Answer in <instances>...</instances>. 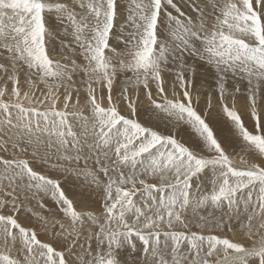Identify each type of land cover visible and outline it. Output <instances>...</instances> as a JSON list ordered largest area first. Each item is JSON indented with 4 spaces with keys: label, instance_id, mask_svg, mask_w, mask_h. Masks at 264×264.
<instances>
[{
    "label": "snow or ice",
    "instance_id": "1",
    "mask_svg": "<svg viewBox=\"0 0 264 264\" xmlns=\"http://www.w3.org/2000/svg\"><path fill=\"white\" fill-rule=\"evenodd\" d=\"M0 264H264V0H0Z\"/></svg>",
    "mask_w": 264,
    "mask_h": 264
},
{
    "label": "rangeland",
    "instance_id": "2",
    "mask_svg": "<svg viewBox=\"0 0 264 264\" xmlns=\"http://www.w3.org/2000/svg\"><path fill=\"white\" fill-rule=\"evenodd\" d=\"M185 10L187 11V8H185ZM168 79L171 80L172 77L169 76ZM8 87H9V88L12 87L11 83L8 84ZM41 87H42V86H41ZM114 95H115V93H114ZM142 98H143V96H142ZM244 102H245V101H244V98H240V100H239V102H238V106L243 105ZM216 104H217L216 96H215V94H213V105L215 106ZM203 106H204V99H203V97H202V98H201V107H203ZM246 119H247V118H246ZM249 126H250V125H249ZM37 170H38V171H42V169H39V168H37ZM74 190H75V189H74ZM45 203L48 204V203H50V202L45 201ZM33 208H34V211H36V212H39V213H41V214H45V215L47 214L46 209H42V208H40L38 205H36V202H35V201H33ZM22 222H24L25 224L29 223V221H27V220H23V218H22ZM192 230H193V231H196L197 229L193 228ZM41 238L43 239L44 237H41Z\"/></svg>",
    "mask_w": 264,
    "mask_h": 264
}]
</instances>
